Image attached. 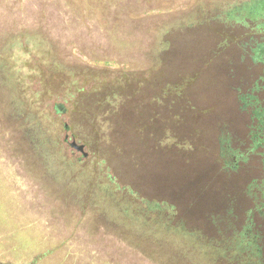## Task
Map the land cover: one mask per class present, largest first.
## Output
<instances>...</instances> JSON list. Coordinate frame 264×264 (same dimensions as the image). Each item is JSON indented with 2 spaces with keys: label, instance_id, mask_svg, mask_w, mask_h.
<instances>
[{
  "label": "trees",
  "instance_id": "16d2710c",
  "mask_svg": "<svg viewBox=\"0 0 264 264\" xmlns=\"http://www.w3.org/2000/svg\"><path fill=\"white\" fill-rule=\"evenodd\" d=\"M168 1L0 0L2 146L139 264H264L249 1Z\"/></svg>",
  "mask_w": 264,
  "mask_h": 264
},
{
  "label": "rangeland",
  "instance_id": "374dc122",
  "mask_svg": "<svg viewBox=\"0 0 264 264\" xmlns=\"http://www.w3.org/2000/svg\"><path fill=\"white\" fill-rule=\"evenodd\" d=\"M198 2L201 0H169L164 9L189 10ZM259 9L253 16L254 24L263 28L264 9L260 5ZM6 138V134L0 136V263L139 264L133 260V250L128 256L120 237L109 235L110 229L115 230L105 222L94 216L88 219L78 209L64 208L59 201L42 196L28 176L29 169L34 168L21 165L3 148Z\"/></svg>",
  "mask_w": 264,
  "mask_h": 264
},
{
  "label": "flooded vegetation",
  "instance_id": "af4514ba",
  "mask_svg": "<svg viewBox=\"0 0 264 264\" xmlns=\"http://www.w3.org/2000/svg\"><path fill=\"white\" fill-rule=\"evenodd\" d=\"M210 1H212V0H202L201 2H205L206 3V2H210ZM215 1L216 2H223V0H215ZM239 1H240V3L249 1L248 6L246 7V11H247L248 17L250 16L249 17L250 20L247 19V22H248V25L251 28L252 35L254 37H256V38H259L258 39V43L253 45V49H252L251 55H252V58H253L252 59L253 62H257L258 63L257 59L259 58V55H263L264 56V29L261 30V28L257 24H254L253 16H254V11L257 8H259L257 5H260V7H263V9H264V0H258V2H256L255 0H239ZM199 3L200 2H198V4ZM234 8H237V6L234 7ZM240 10L242 11V10H244V8L243 9L239 8V12L238 13H241ZM261 19L263 20V24H264V15H263V17ZM253 81H255V82L252 84V87H254L256 84L259 85V87H261V86L264 87V69L259 72V75H255L254 76ZM250 101L252 103H255V105H257L256 99L254 97H252L250 99ZM260 104H261V106H264V101H261ZM262 109L263 108H261V110ZM222 141H223V138L222 139L220 138L219 139V144H218V147H219L218 150L221 149Z\"/></svg>",
  "mask_w": 264,
  "mask_h": 264
},
{
  "label": "water",
  "instance_id": "95a60500",
  "mask_svg": "<svg viewBox=\"0 0 264 264\" xmlns=\"http://www.w3.org/2000/svg\"><path fill=\"white\" fill-rule=\"evenodd\" d=\"M77 149L81 150L82 149V146L81 145H78L76 146ZM0 264H6V263H0Z\"/></svg>",
  "mask_w": 264,
  "mask_h": 264
}]
</instances>
